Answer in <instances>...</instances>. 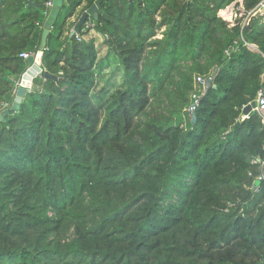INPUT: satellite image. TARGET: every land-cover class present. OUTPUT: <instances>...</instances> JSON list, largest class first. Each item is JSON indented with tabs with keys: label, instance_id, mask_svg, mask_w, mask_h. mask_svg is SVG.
Here are the masks:
<instances>
[{
	"label": "trees",
	"instance_id": "16d2710c",
	"mask_svg": "<svg viewBox=\"0 0 264 264\" xmlns=\"http://www.w3.org/2000/svg\"><path fill=\"white\" fill-rule=\"evenodd\" d=\"M46 1L0 0V115ZM233 1L104 0L80 40L54 24V77L0 118V264H264V122L243 119L264 83V18L231 24L219 12ZM82 2L95 0L62 12ZM113 57L123 84L95 92Z\"/></svg>",
	"mask_w": 264,
	"mask_h": 264
},
{
	"label": "built area",
	"instance_id": "2783aa9c",
	"mask_svg": "<svg viewBox=\"0 0 264 264\" xmlns=\"http://www.w3.org/2000/svg\"><path fill=\"white\" fill-rule=\"evenodd\" d=\"M54 6V0H47L45 2V9H44V15H45V19H47L52 12ZM228 13L229 16H224L222 13ZM221 17L229 22H231V24L235 23L236 18L239 17H243V21L241 22L242 24V30L245 29L248 25L249 19L250 17L254 16V15H260L264 18V0H260L258 2V4L251 10L247 11L242 3V0H236L233 1L232 3L226 5L221 11H220ZM39 24V23H38ZM94 26L93 20H88L86 22V24L82 27L81 31H85L89 28H92ZM75 36L80 40L81 36L80 33H76ZM243 40L245 41V39L243 38ZM245 43L254 49H257V47L254 44L248 43L247 41H245ZM37 53L31 52V51H24L21 53V57L23 58H30V57H34ZM264 57V54H263ZM197 81L202 84V88L203 90L206 89V87H208L209 85H211L213 83V77L212 76H198L197 77ZM21 82H19L18 84L20 85ZM32 86H30L31 88ZM203 93V92H202ZM199 99H200V95L199 94H193V103L189 106L188 111L190 112V115H194V111L197 108L198 104H199ZM254 102H256V106L253 108V111H255L262 119V121L264 122V83L263 85L258 89L257 91V95H256V99L254 100ZM252 102H250L249 104H251ZM248 104V105H249ZM247 106V105H246ZM245 106V107H246ZM244 107V108H245ZM250 112V113H251ZM249 114H244L243 115V119L244 118H248ZM253 163H257L259 164L260 167V174H258V176L256 177L255 180H260L261 183L264 181V156L263 157H256L253 159Z\"/></svg>",
	"mask_w": 264,
	"mask_h": 264
},
{
	"label": "water",
	"instance_id": "95a60500",
	"mask_svg": "<svg viewBox=\"0 0 264 264\" xmlns=\"http://www.w3.org/2000/svg\"><path fill=\"white\" fill-rule=\"evenodd\" d=\"M104 0H95V2L88 8L85 9L82 12V15L80 19L77 21L75 24L74 28L70 32V36H74L76 33H80L82 27L86 24L88 20H90L91 16L96 20L99 15V11L102 7V2ZM65 0H54V6L52 9V13L50 17L47 19L45 22V28H44V39L47 37V35L50 33V29L54 26V24L57 22V20L60 17V13L62 10V7L64 6ZM32 4V3H30ZM43 53L39 51L36 59H31L32 64L31 66L27 69V71L23 74L22 79H21V85L18 87L17 92H16V97L13 102V104L4 109L0 115V118L3 116L7 115L8 113L15 112L16 109L19 108L20 103L23 100V97L25 93L29 90V87L32 85V82L36 76H44L45 78H52L54 76L50 75L47 71L43 70L42 66L40 65L41 57ZM256 106V102H252L251 104L247 105L243 109L244 114H249L253 108ZM195 120V118H194ZM261 183L260 180H256L255 184L259 185Z\"/></svg>",
	"mask_w": 264,
	"mask_h": 264
},
{
	"label": "rangeland",
	"instance_id": "374dc122",
	"mask_svg": "<svg viewBox=\"0 0 264 264\" xmlns=\"http://www.w3.org/2000/svg\"><path fill=\"white\" fill-rule=\"evenodd\" d=\"M225 17L229 16L228 13H222ZM219 15L221 16L220 12ZM104 40V37H103ZM106 53V50L103 49L101 52L102 55ZM109 65L104 68L101 73L99 74L97 84L95 86L94 91L98 92L100 89H108L109 92L114 91L116 88H118L119 85L123 84V76L121 73L118 72L117 67V61L113 57L106 62Z\"/></svg>",
	"mask_w": 264,
	"mask_h": 264
},
{
	"label": "crops",
	"instance_id": "0c3cea01",
	"mask_svg": "<svg viewBox=\"0 0 264 264\" xmlns=\"http://www.w3.org/2000/svg\"><path fill=\"white\" fill-rule=\"evenodd\" d=\"M64 3H65V2H64ZM84 7H85V2H82L81 5H79V6L77 7V12H76L74 15L70 16V17H68V16H67L64 12H62V10H61L62 13H60V14H63V15H61L62 18H59V19L57 20V22H60V24H61V23H64V25H65L67 28L71 25V23L74 22V25H73L72 28L70 29V32H71V30L74 28V26H75V24L77 23V21L80 19L81 15H82V11L85 10ZM44 28H45V24H44V26H43V30H42V32L39 33V36H38V38H37V43H39V50L36 52L37 54L35 55V59H36V57H37L39 51H41V52L43 53V49H44V47H45L46 44H47V38H48V35H49V34H48L47 37L44 39ZM51 30H52V28L50 29V31H51ZM92 33H93L94 36L96 37L97 45H98V47H99V49H100V55L103 56V55L101 54V52L103 51V49H105L106 52H107V46H106V44L104 43V40H103V37H104V36H103L102 34L96 33L94 30L92 31ZM105 54H106V53H105ZM105 54H104V55H105ZM40 65L42 66V57H41Z\"/></svg>",
	"mask_w": 264,
	"mask_h": 264
},
{
	"label": "clouds",
	"instance_id": "9594fccd",
	"mask_svg": "<svg viewBox=\"0 0 264 264\" xmlns=\"http://www.w3.org/2000/svg\"><path fill=\"white\" fill-rule=\"evenodd\" d=\"M51 13H52V12H51ZM49 17H50V16H49ZM49 17H48V18H49ZM48 18H47V19H48ZM90 18L92 19V16H91ZM47 19H45V22L47 21ZM91 19H90V20H91ZM44 24H45V23H44ZM43 26H44V25H43ZM255 46H256V45H255ZM256 47H257V46H256ZM253 49H254V48H253ZM33 59H35V58L33 57ZM21 79H22V77H21L20 80L17 82V84H18L19 82H21ZM20 85H21V83H20ZM20 85L18 84L17 88H18ZM31 86H33V82H32V85H31ZM31 88H32V87H31ZM31 88L29 87V90H30ZM243 114H244V113H243Z\"/></svg>",
	"mask_w": 264,
	"mask_h": 264
}]
</instances>
